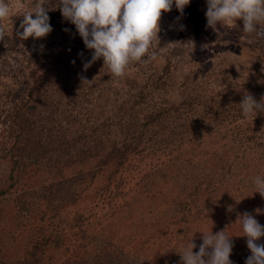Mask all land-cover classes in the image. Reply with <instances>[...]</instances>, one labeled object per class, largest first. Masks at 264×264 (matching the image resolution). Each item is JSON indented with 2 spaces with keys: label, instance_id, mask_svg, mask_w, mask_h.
Segmentation results:
<instances>
[{
  "label": "rangeland",
  "instance_id": "obj_1",
  "mask_svg": "<svg viewBox=\"0 0 264 264\" xmlns=\"http://www.w3.org/2000/svg\"><path fill=\"white\" fill-rule=\"evenodd\" d=\"M6 2L11 7V18L2 22L5 38L0 40V77L6 79L8 72H18L26 80H33V76L29 78L31 73L36 71L40 75L47 68H53L52 62L58 52H64L70 55L68 62L73 64L50 70L49 80L38 82L36 111L45 115L44 109H50L39 101L44 99L48 104L52 95L55 101H61L62 108L80 111L84 125L101 121L106 116L113 117V121L119 117L117 103L122 98L132 99L131 95L138 88L129 90V86H122L120 78L111 76L102 59L84 70L83 65L91 60L93 50L85 47L75 25L63 18L60 0H42L53 30L44 38L29 37L27 40H20L16 33L22 31L20 24L24 13L41 0ZM206 11L207 0H190L182 14L174 5L170 12L162 14L159 41H154L151 49L159 53L153 62L157 69L170 64L171 95L198 94L201 97L204 94L209 97L235 83L241 95L251 94L259 102L264 97V35L247 34L238 22L232 26L218 25L215 29L207 27ZM261 30L264 31V27ZM29 45L36 51V63L33 58L28 60ZM259 54L261 58L256 57ZM93 67L97 73L92 71ZM221 68L225 71V80L216 74ZM137 71L133 63L126 74L135 77ZM79 75H82L81 80L85 75L91 76V84L95 83L91 90L93 96L85 109L78 107ZM100 93H104L101 103L104 114L97 109L98 104L90 105L97 101ZM257 119V123L263 124L256 134L259 146L248 147L246 156L239 162L231 160L230 156L236 152L232 150L241 145L238 144L241 140H233L232 146L205 154L212 144L206 140L200 143L201 147L186 146L162 169L152 170V164L148 170L150 177L142 176L140 185L145 186L152 180L148 187L151 185L159 192L156 200L147 201L149 204L145 203L143 192L131 195L132 191L126 189L123 197L114 192L112 201L109 199L108 204L102 206V202H106L105 194L110 191L106 188L109 183L117 181L118 187L121 177L125 180L129 175L126 176L127 170L123 168L112 174H109L111 168L102 170L96 182L89 183L91 186L84 190L88 183L79 180L84 178L82 175L98 170L94 158L70 163L62 168L59 176L56 173L48 176L40 171L34 180L21 177L19 188L13 186L9 191L13 195L17 192L15 197L26 193L22 198L25 202L21 204L24 208H18L15 200L8 199L12 198L10 193L0 195V264H21L33 245H38L35 256L39 264H152L151 260L156 257L162 259L163 264H170L171 254H182L192 239L198 251L202 233L222 230L233 243L230 260L233 264H245L251 253L237 218L247 212L264 225V197L256 193L254 185L255 177L264 178V113L258 114ZM225 124L230 126V123ZM63 126L68 127L64 123ZM71 127L70 136H76L81 125L71 124ZM8 175L9 164L2 159L0 189L6 188ZM123 185L126 184L123 182ZM77 196H80L78 204H71ZM183 203L185 206H181ZM82 209L86 213L82 215L85 221H77L83 224L75 230L74 212ZM170 224L174 231L169 230ZM45 233H50V237L47 243H42L40 240ZM139 236L144 243L133 247ZM167 236L174 237L173 244ZM258 243H264V237Z\"/></svg>",
  "mask_w": 264,
  "mask_h": 264
},
{
  "label": "trees",
  "instance_id": "obj_2",
  "mask_svg": "<svg viewBox=\"0 0 264 264\" xmlns=\"http://www.w3.org/2000/svg\"><path fill=\"white\" fill-rule=\"evenodd\" d=\"M237 22L240 27L243 26L242 21ZM28 47L29 51L25 50L29 54L28 60L32 61L33 58L36 63L34 58L36 51L32 49V45ZM151 52L156 51L150 49ZM156 53L159 57V53ZM256 57L261 58V54ZM68 58H70L69 54L67 56L64 52H58L53 62L49 61L54 67L47 68L40 75L34 71L29 77L33 76V80H26L18 72H8L6 79L0 77V135L3 134L0 139V161L3 159L9 164L6 190L0 189V195L10 193L12 198L8 199L15 200L18 208H24L21 204L25 202L22 198L26 193L22 196L19 193L17 198L15 197L17 192L13 195L9 190L13 186L19 188L21 177L34 180L40 171H45L48 176L55 173L59 176L63 167L67 168L70 163L76 161L91 158L96 160L95 165L98 170L93 171L91 175H82L88 178V181L84 178L79 180L88 183L84 190L91 186L89 183L96 182V176L102 170L111 168L109 174L119 172L122 168L127 170L128 179L124 180L121 177L118 186L125 187L118 189L117 181L112 180L106 187L110 191L105 194L106 202H102V206L107 205L109 199L112 201L111 195L114 192L119 193L118 197H123L126 189L132 191L131 195L143 192L146 197L144 201L149 204L147 201H151L152 198L156 200L159 192L151 187L152 180H148L145 186L144 184L140 186L142 176L150 177L148 170L152 164H154L152 170L162 169L168 165L167 162L184 151L186 146L191 144L201 147L200 143L210 140L211 148L209 152L204 151L206 154L213 149L220 150L232 146L233 140H241L238 143L241 145H237L236 149L232 150L236 152H232L230 156L231 160L237 162L246 156L248 147L253 149L259 146L256 134L263 124L257 123L259 120H255L254 114L248 118L243 117L239 103L247 94H240L239 85L231 83L209 97L204 94L201 97L198 94L171 95L173 84L170 79V64L166 63L161 69L158 67L160 69L158 70L153 64L156 60L134 63L138 67L135 77L127 73L120 78L119 82L122 86H129V90L137 87L138 90L131 95L132 99L122 98L117 103L116 111L120 116L114 121L113 117L106 116L101 121L89 125L81 124L80 111L76 112L71 107L62 108L61 101H55L52 95L49 96L50 105L44 99L39 101L45 103L50 110L44 109L45 115L36 111L39 104L35 102L38 82L49 80L50 70L56 71L60 65L62 67L72 65L73 63L68 62ZM144 60H148V57L145 56ZM77 65L80 66L81 63L77 62ZM92 71L97 73L94 67ZM224 73L223 68L216 71L217 76L220 77H224ZM81 77L82 75H79L80 80ZM82 80L78 83L79 109L80 107L85 109V104L93 96L94 91L91 90L95 85V83L91 84V76L85 75ZM221 80H225V77ZM98 95L97 101L90 105L98 104L97 109L99 108L104 114L105 109L101 105L104 93ZM226 122L230 123L229 127ZM63 123L68 127L63 126ZM71 124L81 125L79 130L75 127L77 135L73 137L70 136ZM123 182L126 185H123ZM97 184L93 183V185ZM143 186L144 189L141 190ZM79 197H75L71 204H78ZM181 206H185V203ZM181 210L183 211L182 208ZM82 215H86L83 209L81 212H74L72 224H76L81 219L85 221ZM82 224L83 222H78L75 230ZM173 228L174 226L170 224L169 230L174 231ZM49 237L50 233H45L40 241L47 243ZM167 237V240L173 244L174 237ZM143 243V237L139 236L135 238L133 247ZM32 248L21 264H39L35 256L38 245H33ZM195 252H198L197 247ZM168 262L182 264L180 253L171 254ZM151 263L163 264V260L156 257Z\"/></svg>",
  "mask_w": 264,
  "mask_h": 264
},
{
  "label": "clouds",
  "instance_id": "obj_3",
  "mask_svg": "<svg viewBox=\"0 0 264 264\" xmlns=\"http://www.w3.org/2000/svg\"><path fill=\"white\" fill-rule=\"evenodd\" d=\"M190 0H60L59 9L64 19L75 25L85 47L92 51L91 60L84 63L86 71L93 62L102 59L111 76L122 78L130 64L155 61L156 52H151L154 41H159L160 20L163 13L175 8L182 14ZM48 9L42 2L23 15L22 31L16 35L20 40L41 39L53 29L49 23ZM11 7L6 0H0V40L5 38L3 21L10 19ZM33 15L35 18H33ZM207 27L232 26L242 21L247 34L264 35V0H207L205 13ZM147 56L148 60H144ZM242 115L248 118L264 113V97L258 102L251 94L243 96L239 103ZM254 185L264 197V178L255 177ZM246 237L249 255L245 264H264V225L250 213L238 216ZM202 243L190 244L180 254L182 264H233L230 255L233 249L231 239L225 231L202 233Z\"/></svg>",
  "mask_w": 264,
  "mask_h": 264
}]
</instances>
